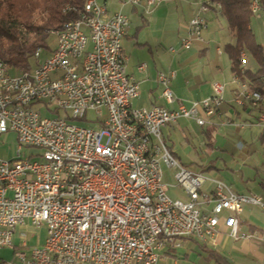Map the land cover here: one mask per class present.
Here are the masks:
<instances>
[{
  "label": "built area",
  "instance_id": "obj_1",
  "mask_svg": "<svg viewBox=\"0 0 264 264\" xmlns=\"http://www.w3.org/2000/svg\"><path fill=\"white\" fill-rule=\"evenodd\" d=\"M162 1L144 5L148 10ZM212 4L199 5L181 49L203 41V15ZM250 4L253 14L260 10L258 0ZM129 23L126 15L87 0L76 20L49 32L55 44L46 57L39 58L47 49L33 51L34 68L17 71L0 59V135L13 132L17 142L16 156L0 160V249L13 250V260L2 264H159V250L178 247L184 238L215 244L221 221L234 241H263L239 228L244 206L259 208L264 218L262 198L235 193L217 180L212 193H205L202 174L181 166L161 135L179 119L199 128L211 124L224 101V85L211 83L210 96L185 104L170 87L176 71L158 72L160 98L174 107H133L138 83L125 70L122 49ZM244 59L241 53L242 67ZM136 69L144 72L146 65ZM234 82L235 104L264 103L259 91L236 77ZM162 167L173 171L185 200L169 197ZM28 225L44 226L46 233L27 257L21 250L25 235L19 249L13 237Z\"/></svg>",
  "mask_w": 264,
  "mask_h": 264
},
{
  "label": "rangeland",
  "instance_id": "obj_2",
  "mask_svg": "<svg viewBox=\"0 0 264 264\" xmlns=\"http://www.w3.org/2000/svg\"><path fill=\"white\" fill-rule=\"evenodd\" d=\"M96 2L98 4L106 3L110 13L120 12L126 15L129 18L131 32L140 24L139 18L131 14L130 8L132 6L126 3V0H96ZM140 4L144 7V0H141ZM174 5H170L173 7L171 13L159 14L156 18L152 17L153 19L150 17L149 24L141 29L136 40L125 39L123 41L122 48L129 59L128 65L136 66L143 63L147 66V71L152 73L153 71L157 73L166 72L170 68L175 69L178 78L172 82L170 87L175 92V96L185 102L204 99L208 87L214 82L223 84L226 88V94L231 73L230 62L225 53V45L230 43L232 39L227 31L224 18L220 16L219 12L209 11L205 13L203 17L206 19L207 29L202 33L203 42H194L189 49L183 50L180 46L181 38H183L180 26L188 23L196 13L190 17L188 11H181L179 7L175 8ZM249 26L255 41L264 49V8H260L257 13L251 16ZM137 43H144L145 46L140 47ZM54 44V37L48 39V48L41 51L39 58L46 57ZM170 47L174 48L175 52H170ZM203 47L205 50L202 49ZM217 47L220 48L221 54L217 53ZM244 54L246 58L243 66L247 64L249 67H254L255 63L250 55ZM246 60L247 62H245ZM34 62L32 59V68L35 66ZM187 68L189 69L186 70ZM176 81H178V93L174 90ZM158 91L160 92V89H157L156 92ZM144 93L142 90L141 97L137 101H133V106L138 107L146 102ZM259 111L264 115L263 109ZM58 115L62 116L61 112ZM46 116H57V114H46ZM92 116L93 112L88 111L86 115L88 120L92 119ZM73 123L91 126V123H82L81 121H74ZM249 130L237 134L230 129L214 128L211 130V140L208 145L203 141L201 142L199 138L190 137L191 130L189 127L179 129L175 127L169 132L166 129L170 142L173 143L172 150L176 154L175 158L181 166L192 172H200L208 180L221 181L234 192L251 190L261 196L264 201V188L259 184L260 181L264 180V136L257 137L258 131L252 130L250 132ZM181 132L189 136L188 141L182 138ZM161 133L162 136H165L163 128ZM252 134H255L257 138L251 139ZM16 147V135L13 132L0 135V160L7 161L14 158ZM25 155L26 150L23 149L21 157H25ZM162 172L164 182L170 185L169 197L185 200L182 190L175 186L172 177L173 171L162 167ZM243 208L242 217L247 219L249 223L264 229V218L259 209L253 208L250 212L248 207L244 206ZM30 233L32 237L29 235L27 239L28 246H39L45 237L46 228L44 226L35 228ZM0 259L10 263L13 260V252L6 248L0 249Z\"/></svg>",
  "mask_w": 264,
  "mask_h": 264
},
{
  "label": "crops",
  "instance_id": "obj_3",
  "mask_svg": "<svg viewBox=\"0 0 264 264\" xmlns=\"http://www.w3.org/2000/svg\"><path fill=\"white\" fill-rule=\"evenodd\" d=\"M201 1L202 0H164L158 5L148 10L145 8V5L143 7L141 6V4L139 5L130 4L132 6L130 8V12L131 14L136 15L139 18L140 24L134 28L133 32H131V27L129 26V29L125 37L123 38L122 43L125 39H135L136 40L138 33L141 31L143 27L149 24L148 22L152 17L156 18L159 14L167 15L166 14L167 12L171 13L170 11H172L173 7H170V5L175 4L174 5L175 8L179 7L181 11H184V10L188 11L187 13L191 17V15H193L194 13H197L199 5L202 3ZM204 1H207V0H204ZM140 3H141V0H140ZM103 4H105L106 6V3H103ZM210 6L212 7H209V10L207 12L209 11H213L215 13L218 12V7H216L213 4ZM180 29L183 32V38L186 37L187 31H188V23L186 22L185 24L181 25ZM137 45L140 47L145 46L144 43H137ZM202 49L205 50V47H203ZM218 50L220 52H218ZM217 53L221 54V50L219 47H217ZM128 62H129V59L127 57V63H126L125 70L127 73L132 74L138 83V97L133 101H137L141 97L142 90L143 92H145L144 98L146 102H144L138 107H150L152 105H158V106H165L167 108H173L174 106L166 105L164 100L160 98L159 91L156 92L157 89L161 90L160 86L156 83V75H157L156 73L157 72L153 71L152 73V72L147 71L148 70L147 66L144 72H138L136 69L137 65L130 66L128 65ZM245 62H247V60ZM255 66L249 67V65L247 66L246 64V66H243L242 68L243 69L248 68L250 70H254ZM188 69L189 68H187L186 70ZM168 70H175V69L170 68ZM230 75H231V80L227 84L226 94H225L226 88L224 87V94H225L224 101L220 106L219 114L216 117L212 118L211 124L203 128H199L191 120L189 121L187 119H179L175 124L171 125L170 127L163 128L165 130V136L163 135L162 138L163 140L166 141L165 144L167 145V147L170 149V151L172 152L174 156H176V154L172 150L173 143L170 142V138H169V135L166 129L169 132V130H173L175 127L178 129L182 127H189L191 130L190 137L199 138V140H201V142L203 141L205 144H208V143L210 144L211 130L214 128L230 129L234 133H237V134H240L241 132L247 129H250L249 130L250 132L252 130H256L259 132L257 137L264 136V121L261 120L262 114L259 111L260 109H263V112H264V103H261L258 107H251L247 104H244L242 106L235 104L233 101L234 93L239 89V86L234 82L235 76L232 73ZM177 78L178 76H177V71H176V75L172 79L170 85ZM183 79H185V77H183ZM174 85H175L174 90L176 91V93H178V88H177L178 81H176ZM173 93L175 94L174 91ZM210 94H211V90H210V87H208V91L203 98L210 96ZM183 102L185 104H188V102H185V101ZM204 131H208L209 135H206ZM181 136L184 140L188 141L189 139L188 135L181 132ZM257 137L255 134H252L250 136L251 139L257 138ZM245 145H247V143H245ZM212 181L205 178V181L202 184V190L207 194H211L213 191L214 184ZM259 184L260 186L264 188V180L260 181ZM235 193L256 194L255 192H252L251 190H249L248 192L246 191V192H235ZM210 207L211 206L209 205L207 208L209 209ZM245 207H248L247 209L250 212H252L253 208L259 209L255 206H245ZM243 211H244V208L242 209V212L239 215V228L243 231L258 233V235L263 240L262 242L256 241V240L234 241L230 239L227 236V233L225 231V228L222 226V221H221L219 232L217 233L215 237V244L202 243L193 237L184 238L182 239L178 247H175V248L165 247L159 250V264H221L217 259H220V261L224 259L228 264H264V239H263L264 229L259 228L253 223H249L247 219L243 218L242 217ZM34 230L35 228L30 225L26 227H18L13 237L14 246L16 249H19L20 248L19 244L21 242L20 235L21 234L25 235L24 238H25V243L27 246L24 248L22 247L21 250H23L26 253L27 257L29 256L30 248L32 247V246L30 247L28 246L27 239L29 235H31L32 237V234L30 232ZM43 242H44V239L42 240V242H40L39 246L42 245ZM8 250H11V249H8ZM11 251L13 252V250ZM0 261H4V260L0 259Z\"/></svg>",
  "mask_w": 264,
  "mask_h": 264
},
{
  "label": "trees",
  "instance_id": "obj_4",
  "mask_svg": "<svg viewBox=\"0 0 264 264\" xmlns=\"http://www.w3.org/2000/svg\"><path fill=\"white\" fill-rule=\"evenodd\" d=\"M85 1L0 0V59L17 71L31 68L33 51L48 48V39L52 38L49 32L76 20ZM208 1L219 4L218 12L232 39L225 45L231 73L264 96V49L255 41L249 26L251 0ZM259 6L264 8V0H259ZM241 53L250 55L256 65L254 70L242 68ZM204 133L209 135L208 131ZM217 260L228 264L224 259Z\"/></svg>",
  "mask_w": 264,
  "mask_h": 264
},
{
  "label": "bare ground",
  "instance_id": "obj_5",
  "mask_svg": "<svg viewBox=\"0 0 264 264\" xmlns=\"http://www.w3.org/2000/svg\"><path fill=\"white\" fill-rule=\"evenodd\" d=\"M86 1H87V0H86ZM86 1H85V2H86ZM156 5H157V4H149V9L152 8V7H154V6H156Z\"/></svg>",
  "mask_w": 264,
  "mask_h": 264
}]
</instances>
